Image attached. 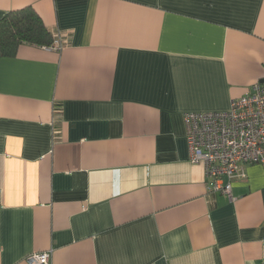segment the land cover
Masks as SVG:
<instances>
[{
    "label": "crops",
    "instance_id": "1",
    "mask_svg": "<svg viewBox=\"0 0 264 264\" xmlns=\"http://www.w3.org/2000/svg\"><path fill=\"white\" fill-rule=\"evenodd\" d=\"M26 7L67 42L0 57V264H264V167L210 193L184 123L264 81V0Z\"/></svg>",
    "mask_w": 264,
    "mask_h": 264
},
{
    "label": "built area",
    "instance_id": "2",
    "mask_svg": "<svg viewBox=\"0 0 264 264\" xmlns=\"http://www.w3.org/2000/svg\"><path fill=\"white\" fill-rule=\"evenodd\" d=\"M66 42L67 36L57 32L46 49L61 52ZM184 123L191 162L204 167L210 193L233 201V183L247 179L246 167H264V82L231 100L229 110L185 113ZM27 262L52 264V252L34 253Z\"/></svg>",
    "mask_w": 264,
    "mask_h": 264
},
{
    "label": "trees",
    "instance_id": "3",
    "mask_svg": "<svg viewBox=\"0 0 264 264\" xmlns=\"http://www.w3.org/2000/svg\"><path fill=\"white\" fill-rule=\"evenodd\" d=\"M53 35L33 7L7 13L0 20V57L16 56L24 44L48 47Z\"/></svg>",
    "mask_w": 264,
    "mask_h": 264
},
{
    "label": "water",
    "instance_id": "4",
    "mask_svg": "<svg viewBox=\"0 0 264 264\" xmlns=\"http://www.w3.org/2000/svg\"><path fill=\"white\" fill-rule=\"evenodd\" d=\"M261 82H264V81H261Z\"/></svg>",
    "mask_w": 264,
    "mask_h": 264
}]
</instances>
